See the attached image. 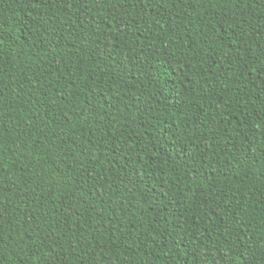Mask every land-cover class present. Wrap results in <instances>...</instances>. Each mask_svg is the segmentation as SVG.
Here are the masks:
<instances>
[{
	"label": "trees",
	"instance_id": "16d2710c",
	"mask_svg": "<svg viewBox=\"0 0 264 264\" xmlns=\"http://www.w3.org/2000/svg\"><path fill=\"white\" fill-rule=\"evenodd\" d=\"M115 4L0 0V264H264V0Z\"/></svg>",
	"mask_w": 264,
	"mask_h": 264
},
{
	"label": "snow or ice",
	"instance_id": "6c2138e0",
	"mask_svg": "<svg viewBox=\"0 0 264 264\" xmlns=\"http://www.w3.org/2000/svg\"><path fill=\"white\" fill-rule=\"evenodd\" d=\"M73 2H76V0H73ZM79 2L81 4H85L87 2H89V0H79ZM91 3L94 4H99L102 2V0H90ZM132 2V0H116V12L115 15H113L110 19H111V23L108 24V28H113V32H108L107 30H105V39H107L108 37L112 36L114 32H123L127 30V25L126 24H119L118 27H114L118 21H120L122 18L126 17L128 15L126 9L128 8L129 4ZM149 0H135V3L137 6L139 5H144L147 6ZM181 2H183V0H181ZM195 0H189V3H194ZM201 3H204V0H200ZM208 2H211V0H208ZM33 3L39 4L41 5V7H47L50 3L55 4L58 8H60L61 10H66L68 5H69V0H33ZM237 3H243V0H237ZM95 17H93L94 19ZM54 23V21H53ZM29 31H37L38 35L33 37L34 39H36L37 41V45H41L44 43L45 39H47V37L49 36H53L55 34V30H41V29H33L32 27H29L28 29ZM0 39H2V36H0ZM97 39H99V37H97ZM114 45L112 44H108L107 45V52L106 55L108 57H112L113 56V51H114ZM116 55H120V53H115ZM3 95V90L0 89V96ZM3 117H0V155L3 154L4 151V145H3V138H4V134L5 132L8 131V125L7 123L2 122L3 121ZM69 123H71V121L69 120ZM20 141H22V143L20 144L21 148H27V144L26 142H23V136L21 135L19 137ZM4 171H6V169H3ZM103 177L101 174L99 173H93L91 171L86 172L83 175V178H76L77 182L79 184V189L78 190H83V191H87L89 195H91L92 191L95 192H99V195L97 197H95V199L97 200H103L104 196L107 195L106 191L101 192L100 189L97 187V181L101 180ZM55 179V178H53ZM5 189L3 188V182L0 181V192L4 191ZM35 189H33V193H35ZM46 199L45 197L41 196L39 199H33V204H35L37 206V209L44 207V204L42 203V200ZM54 203V201H53ZM83 203L87 204L89 203L87 200L83 201ZM75 214H79V209H75ZM89 211L91 213H95L97 215H101L102 213H96V209L94 207H92L91 205H89ZM7 214V210L5 209L4 206V202H3V198L2 196H0V250H2L3 245L6 243L5 241V236L7 235V233L4 230V216ZM72 215H73V208L71 205L64 207L63 209V217L61 222H63L66 226L71 224L72 221ZM31 227L28 229V232L31 233L33 236H36L37 234H41L40 237V244L43 245L44 244V238H43V234L41 232V227L42 225H45L47 223V218L45 217L44 219H41V217L39 215H30L29 216V220L27 221ZM105 227H107V225H104ZM45 231H47V228H45ZM49 235L51 236H55V228H53L51 230V232L49 233ZM249 239H251V237H249ZM241 244L243 243V241L241 240L240 242ZM36 244L34 242V249H33V255H37L38 253L36 252ZM251 249V245L248 246L247 249H244V251H249ZM230 251L236 255H242V250L241 248L234 244L231 246ZM56 252V247L53 244L51 246V252L48 254V260L50 262V264H61V260L62 258L59 257V253H56L58 259L56 261H52V253ZM221 256L224 255L223 252H221L220 254ZM217 264H219V261H217ZM243 264V262H242Z\"/></svg>",
	"mask_w": 264,
	"mask_h": 264
}]
</instances>
